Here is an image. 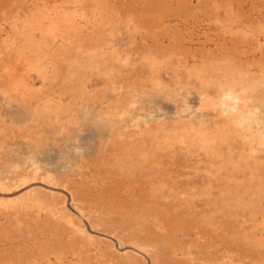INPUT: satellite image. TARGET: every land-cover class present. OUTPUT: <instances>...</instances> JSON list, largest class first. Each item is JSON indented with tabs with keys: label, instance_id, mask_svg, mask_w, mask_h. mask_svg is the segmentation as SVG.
Masks as SVG:
<instances>
[{
	"label": "rangeland",
	"instance_id": "1",
	"mask_svg": "<svg viewBox=\"0 0 264 264\" xmlns=\"http://www.w3.org/2000/svg\"><path fill=\"white\" fill-rule=\"evenodd\" d=\"M148 1L0 0V28L2 27L0 30V38H2L0 39L2 40L0 42V179L3 181L6 179L7 181L9 177L13 178L12 181L11 179L7 181L11 184L16 179L15 176L31 174L30 177H27L26 184L18 187L9 186L7 190L0 189V202L16 200L21 197L26 198V196H36L41 200L43 199L45 204L41 205L43 210L41 209L42 212L40 213H37L35 208L30 210L26 207H21L17 211L9 209L10 211L7 213L0 212V264H223L224 260L221 258L223 254H229L230 259L233 257L231 259L234 260L232 264L256 261L259 258H261L259 260H264V238L261 237L263 236V229L257 224L256 227V222L252 216H248L254 210H258V213H260L262 211L261 205L264 203V150L251 152L236 135L234 137L230 132L225 133L224 137L221 133L225 127L221 124V118H218L211 107L210 110L200 108L201 99H199L203 96V92L205 94L206 90L210 94H215L216 89L218 90L216 93H218L222 89L235 86L241 88L245 94L251 95L250 97L247 95L246 101L251 104L249 105L250 108L256 109L258 115L264 119V70L262 69L264 58H262V61L259 56H255L256 58L254 57L253 61H249L252 53L258 52L264 41V0H230L233 7L232 12L227 7L225 8V4L222 3L223 0ZM167 3H169V6H166ZM179 4H185L186 6L180 9L181 7L178 8ZM213 4H218L219 7L215 8ZM160 7L163 8L160 9ZM157 8L160 10H157ZM55 11L58 12L57 15L61 18L55 20L57 24L53 20L56 15ZM157 11L166 12L169 16L164 18L163 27L153 30L155 35L150 36L140 12L143 14L144 12ZM65 12H81L85 19L79 17L75 22L76 24L73 22L75 26H71L73 23L69 21L68 25L66 24L67 21L63 20ZM84 12L86 13L84 14ZM237 12H240V15ZM44 14L45 18L47 17L46 19H43ZM30 17L32 20H30ZM86 21L87 23L89 21V23L87 24ZM257 25L261 26L258 27ZM48 29L55 30V34L58 33V35L56 34V36L53 33L52 38V30L47 32ZM72 30L74 40L70 36ZM101 32L102 34H100ZM228 33L229 35H227ZM98 35L99 37H97ZM171 36L173 40H170L169 37ZM252 39H258L262 43L261 47L257 49ZM168 47L177 49L169 51ZM60 48L62 52H65L64 54L57 52L61 51ZM191 51L196 53L193 54ZM23 52L24 54H22ZM53 53H57V55ZM193 55L195 58L197 56L198 59H194ZM221 55L222 62L219 61ZM149 56H152L151 58L154 60ZM99 58H102V60ZM28 62L29 65L32 62L30 65L32 68L27 65ZM188 62L192 64H188ZM170 63L171 66H169ZM84 66L86 69H84ZM204 66H207V68ZM158 67H160L158 69L159 73L157 72ZM39 68H41V71ZM252 68L254 69L252 70ZM35 72L38 73V76L41 73L42 77H38ZM62 73H67L64 75L65 78ZM43 75L50 80L48 81ZM81 78L82 80H80ZM25 80L27 85H25ZM115 81L117 84L114 83ZM46 84L49 87H46ZM46 98L51 100L48 102ZM251 99L256 102H251ZM46 100L49 105L51 103L50 106ZM116 106H122L121 109L127 111L124 114H115ZM65 112L67 113L65 114ZM138 120L139 122H137ZM189 122L190 124H188ZM181 123L192 125L191 127L195 130L196 128L203 130L211 139L207 141L209 145L216 143V147L219 149L221 147L216 155L217 158L219 156L220 158L213 157L210 148H205L207 145H203L204 143H200L197 139H194L191 143L192 147L188 146L189 142L185 143V146L182 140L166 139L165 135L169 129L172 127L175 129ZM146 129H152V132L158 133V140H160L158 142L162 145V148L165 146L163 150L161 148L156 151L155 165L153 161H150V163L149 161L142 162L140 156H137V153H142L145 147L142 141L144 135L141 134L143 137H140V133ZM211 129L212 131H208ZM213 133L217 134L214 135ZM169 134L170 136L173 135V131H170ZM227 135L229 136L227 137ZM211 136L212 138L215 136L214 140ZM217 138L219 141H217ZM169 140L171 141L169 142ZM186 148L190 150L188 151ZM134 154L135 156H133ZM255 155H258V158ZM132 157H136L135 160ZM255 162L256 165H260L259 170L256 168ZM110 169H113V172ZM156 169L158 172L155 171ZM226 172L228 173L226 174ZM244 174L253 175L252 177L257 179L258 182L255 187L246 185L242 191L238 190L231 193L230 188L240 184V176ZM95 179L100 181L94 182ZM54 182L57 184H54ZM86 185L88 186L86 187ZM97 185H99V188ZM100 186L115 192L113 200L110 201L113 203H104L95 199V193L97 189H101ZM215 186L217 187L215 188ZM79 187L81 190L78 189ZM217 188L219 189L217 190ZM170 189L172 190L170 191ZM167 191L171 193L169 192V194ZM236 192L237 194H234ZM256 202L260 205L255 208L253 205ZM55 203L61 206L67 216L83 229L84 235L80 239L76 237L77 235L65 233L67 232V226H64L66 225L64 222L60 221L55 224V221L47 219L48 205L55 206ZM218 205H220V208H218ZM26 210L28 211L26 212ZM209 210H213V212H209ZM231 212L233 215H231ZM9 213L11 214L9 215ZM130 213L131 217L128 218ZM133 213L137 214L136 216L139 215L140 219L144 218L145 221L142 222L144 226ZM124 214L125 216H123ZM225 214L226 217H224ZM150 217H152V221H155L151 224L152 227L148 223ZM242 219L246 222H242ZM47 223L48 226H46ZM6 232H8V236ZM66 234L68 235L66 236ZM41 235H43V240H41ZM54 239L56 240L54 241ZM170 239H172V244ZM249 239L250 244H248ZM173 244L174 246H172ZM237 244L238 246H236ZM51 245L52 248H50ZM91 247L92 250H90ZM262 247L263 249H261ZM182 249L192 255L183 254ZM185 257H191V262L185 263L183 260ZM104 258L110 262L105 261Z\"/></svg>",
	"mask_w": 264,
	"mask_h": 264
},
{
	"label": "bare ground",
	"instance_id": "2",
	"mask_svg": "<svg viewBox=\"0 0 264 264\" xmlns=\"http://www.w3.org/2000/svg\"><path fill=\"white\" fill-rule=\"evenodd\" d=\"M74 2H75V0H73ZM143 1V0H142ZM148 1V0H147ZM155 1V0H154ZM164 1H166V0H164ZM149 3H151L150 1H148ZM222 3H224L225 4V8L227 7L231 12L233 11V7H232V4H231V2H230V0H223V2ZM67 4H68V2H67ZM69 4H71V3H69ZM75 4V3H74ZM153 4H154V2H153ZM152 4V5H153ZM169 3H167L166 4V6H169L168 5ZM218 4H220V3H218ZM218 4H213L214 5V7L215 8H217V7H219V5ZM144 5V4H143ZM151 5V6H152ZM156 5V4H155ZM155 5H153V6H155ZM162 5V4H161ZM74 6V5H73ZM157 6V5H156ZM176 6H177V4H176ZM186 5L185 4H179L178 5V8L179 7H181L180 9H182V8H184ZM147 7V6H146ZM150 7V6H149ZM62 8V7H61ZM64 8V7H63ZM161 8H163V7H160V9ZM235 8V7H234ZM43 9H45V8H43ZM54 9V8H53ZM94 9V8H93ZM160 9H158L157 8V10H160ZM167 9H170V8H167ZM46 10H48V9H46ZM73 10V9H72ZM85 10V9H84ZM91 10V9H90ZM153 10V9H152ZM164 10H165V8H164ZM59 11V10H58ZM64 11V10H63ZM74 11H75V9H74ZM93 11V10H92ZM94 11H95V9H94ZM112 12H113V10H111ZM45 12V11H44ZM82 12V11H81ZM81 12H65V14L64 13H61V14H64L65 16H63L64 17V21L66 20L67 21V23L66 24H68L69 25V23H68V21L69 22H76L77 20H78V18L79 17H81V18H84L85 16H83V13H81ZM115 12V11H114ZM34 13V12H33ZM46 13V12H45ZM49 13V12H48ZM50 13H51V11H50ZM54 13H56V11L54 12ZM58 13V12H57ZM57 13H56V15L53 17V20L55 21V20H58L57 18H59V15H57ZM60 13V12H59ZM86 12H84V14H85ZM105 13V12H104ZM141 13V16H142V18H143V21H144V24H145V26H146V29H147V31H148V34L150 35V36H152V35H155V33H154V31L153 30H155L156 28H158V27H163V25H164V18H166L167 16H169V15H167V13L166 12H159V11H157V12H144L143 14H142V12H140ZM209 13H210V11H209ZM218 13V12H217ZM230 13V12H229ZM30 14H31V12H30ZM37 14V13H36ZM41 14V13H40ZM39 14V15H40ZM60 14V15H61ZM117 14V13H116ZM172 14V13H171ZM237 14H239L240 15V12H237ZM35 15V14H34ZM43 15V14H42ZM47 15V14H46ZM103 15H105V14H103ZM103 15H101V16H103ZM134 15V14H133ZM230 15V14H229ZM228 15V16H229ZM255 15H257V14H255ZM48 16V15H47ZM50 16L52 17V15L50 14ZM83 16V17H82ZM86 16H89V15H86ZM95 16V15H94ZM100 16V17H101ZM111 16V15H110ZM136 16H138V15H136ZM174 16V15H173ZM264 16V15H263ZM34 17V16H33ZM93 17V16H92ZM92 17H91V19H92ZM105 17H106V15H105ZM108 17V16H107ZM113 17V16H112ZM124 17V16H123ZM215 17V16H214ZM220 17V16H219ZM230 17V16H229ZM228 17V18H229ZM234 17V16H233ZM239 17V16H238ZM11 18V17H10ZM16 18V17H15ZM23 18H25V17H23ZM29 18V17H28ZM31 18V17H30ZM42 18V17H41ZM45 18V14H44V17H43V19ZM47 18V17H46ZM45 18V19H46ZM50 18V17H49ZM90 18V17H89ZM95 18H97V17H95ZM139 18H140V16H139ZM210 18H211V16H210ZM223 18H224V16H223ZM249 18V17H248ZM264 18V17H263ZM34 19V18H33ZM36 19V18H35ZM34 19V20H35ZM59 19H61V18H59ZM85 19V18H84ZM88 19V18H87ZM114 19V18H113ZM231 19V18H230ZM234 19V18H233ZM235 19H237V18H235ZM258 19V18H257ZM14 20V18L12 19V21ZM30 20H32V18L30 19ZM51 20H52V18H51ZM89 20V19H88ZM109 20V19H108ZM122 20V19H121ZM139 20V19H138ZM237 20H239V19H237ZM6 21V20H5ZM10 21H11V19H10ZM17 21V20H16ZM19 21V20H18ZM25 21V20H24ZM27 22L29 21V20H26ZM65 21V22H66ZM263 21V20H262ZM7 23H9V21H6ZM5 22V23H6ZM23 22V21H22ZM34 22V21H33ZM36 22V21H35ZM56 22V21H55ZM63 22V21H62ZM92 22V21H91ZM90 22V23H91ZM125 22V21H124ZM219 22V21H218ZM229 22H230V20H229ZM14 23V22H13ZM25 23V22H24ZM59 23V22H58ZM61 23V22H60ZM74 23L73 24H71V26L72 25H74ZM79 23V22H78ZM86 23H87V21H86ZM88 23H89V21H88ZM87 23V24H88ZM94 23H96V22H94ZM101 23H102V21H101ZM103 23H105V22H103ZM130 23V22H129ZM253 23V22H252ZM29 24V23H28ZM36 24V23H35ZM50 24V23H49ZM55 24H57V22L55 23ZM76 24V23H75ZM100 24V23H99ZM106 24V23H105ZM125 24V23H124ZM132 24V23H131ZM229 24V23H228ZM258 24V23H257ZM264 24V23H263ZM3 25V24H2ZM27 25V24H26ZM78 25V24H77ZM80 25H82V24H80ZM90 25H92V24H90ZM97 25V24H96ZM127 25V24H126ZM135 25V24H134ZM259 25V24H258ZM257 25V26H258ZM7 26V25H6ZM6 26H3V27H6ZM16 26V25H15ZM24 26V25H23ZM54 26H56V25H54ZM63 26V25H62ZM70 26V27H71ZM75 26V25H74ZM73 26V27H74ZM79 26V25H78ZM101 26V25H100ZM105 26V25H104ZM224 26V25H223ZM261 26V25H260ZM260 26H258V27H260ZM66 27H67V25H66ZM80 27V26H79ZM103 27V26H102ZM2 28V27H1ZM1 28H0V30H1ZM18 28V27H17ZM59 28H60V26H59ZM64 28H65V26H64ZM82 28V27H81ZM83 28H84V26H83ZM97 28V27H96ZM104 28V27H103ZM112 28V27H111ZM222 28V27H221ZM255 28H256V26H255ZM4 30H5V28H3ZM2 29V30H3ZM67 29H68V27H67ZM126 29H127V27H126ZM135 29V28H134ZM160 29V28H159ZM220 29V28H219ZM225 29V28H224ZM249 29H250V27H249ZM4 30H3V32H4ZM7 30V29H6ZM49 30H52V29H48V31L47 32H50ZM98 30H99V28H98ZM222 30H223V28H222ZM16 31V30H15ZM22 31V30H21ZM38 31V30H37ZM225 31V30H224ZM233 31V30H232ZM231 31V32H232ZM235 31H237V30H235ZM254 31V30H253ZM2 32V33H3ZM8 32V31H7ZM17 32V31H16ZM15 32V33H16ZM33 32V31H32ZM52 33H51V37H52V35H53V33H54V35H58V33H56L55 34V30H52L51 31ZM58 32V31H57ZM72 32H73V30L71 31V35L70 36H72ZM76 32V31H75ZM79 32V31H78ZM81 32V31H80ZM245 32V31H244ZM255 32V31H254ZM18 33V32H17ZM34 33V32H33ZM65 33V32H64ZM117 33V32H116ZM154 33V34H153ZM227 33V32H226ZM9 34V33H8ZM67 34V33H66ZM100 34H102V32L100 33ZM12 35V34H11ZM56 35V36H57ZM61 36H62V34H60ZM65 35V34H64ZM77 35H80V34H77ZM77 35H76V37H77ZM87 35H89V34H87ZM92 35V34H91ZM109 35V34H108ZM227 35H229V33L227 34ZM233 35H234V33H233ZM236 35V34H235ZM32 36V35H31ZM43 36V35H42ZM48 36H49V34H48ZM47 36V37H48ZM75 36V35H74ZM179 36H181V35H179ZM222 36V35H221ZM251 36H253V35H251ZM1 37V36H0ZM9 37V36H8ZM18 37V36H17ZM39 37V36H38ZM50 37V36H49ZM65 37H66V35H65ZM73 37V36H72ZM97 37H99V35L97 36ZM108 37V36H107ZM181 37H183V36H181ZM209 37V36H208ZM230 37V36H229ZM16 38V37H15ZM41 38V37H40ZM44 38H45V36H44ZM53 38V37H52ZM67 38H68V36H67ZM103 38V37H102ZM170 38V40H173V37L171 36V37H169ZM212 38V37H211ZM233 38V37H232ZM248 38V37H247ZM252 38V37H251ZM0 39H2V38H0ZM24 39V38H23ZM46 39V38H45ZM55 39V38H54ZM66 39V38H65ZM75 38L73 37V40H74ZM77 39V38H76ZM208 39H210V38H208ZM236 39V38H235ZM242 39H244V38H242ZM241 39V40H242ZM254 39V38H253ZM252 39V40H253ZM38 40V39H37ZM67 40V39H66ZM69 40V39H68ZM99 40V39H98ZM212 40H214V39H212ZM246 40V39H245ZM264 40V39H263ZM2 40H0V42H1ZM24 41V40H23ZM40 41V40H39ZM45 41V40H44ZM64 41V40H63ZM203 41H204V39H203ZM237 41V40H236ZM22 42V41H21ZM89 42V41H88ZM93 42H95V41H93ZM247 42H248V40H247ZM253 42H254V45H255V47L258 49V47H261V42L258 40V39H255V40H253ZM14 43V42H13ZM102 43V42H101ZM21 44H23V43H21ZM52 44V43H51ZM50 44V45H51ZM62 44V43H61ZM103 44H104V42H103ZM177 44V43H176ZM250 44H253V43H250ZM46 45H48V44H46ZM53 45V44H52ZM86 45V44H85ZM93 45V44H92ZM247 45V44H246ZM21 46V45H20ZM49 46V45H48ZM84 46V45H83ZM206 46V45H205ZM212 46V45H211ZM241 46V45H240ZM50 47V46H49ZM49 47H47V48H49ZM58 47H60L59 45H58ZM57 47V48H58ZM101 47V46H100ZM248 47V46H247ZM9 48V47H8ZM61 48H63V47H61ZM60 48V49H61ZM79 48V47H78ZM87 48V47H86ZM92 48V47H91ZM67 49V48H66ZM84 49V48H83ZM90 49V48H89ZM175 50L177 49V48H174ZM173 48H171V47H168V50L169 51H172V50H174ZM246 49V48H245ZM244 49V50H245ZM24 51H25V49H23ZM58 50V49H57ZM65 50V49H64ZM68 50V49H67ZM152 50V49H151ZM10 51V50H9ZM28 51V50H27ZM69 51V50H68ZM83 51V50H82ZM92 51H93V48H92ZM91 51V52H92ZM104 51H106V50H104ZM238 51H240V50H238ZM242 51V50H241ZM57 52H62V49H61V51L59 50V51H57ZM84 52H86V51H84ZM83 52V53H84ZM145 52V51H144ZM191 52H193V51H191ZM195 52V51H194ZM194 52H193V54H194ZM210 52V51H209ZM215 52V51H214ZM223 52V51H222ZM231 52H233L232 50H231ZM29 53V55H30V52H28ZM32 53V52H31ZM63 54L65 53V52H62ZM69 53H70V51H69ZM86 53H88V52H86ZM110 53H112V52H110ZM196 53V52H195ZM227 53V52H226ZM244 53V52H243ZM18 54V53H17ZM16 54V55H17ZM22 54H24V52L22 53ZM54 55L56 54L57 55V53H53ZM75 54V53H74ZM85 54V53H84ZM150 54V53H149ZM172 54V53H171ZM192 54V53H191ZM208 54V53H207ZM221 54V53H220ZM33 55V54H32ZM43 55V54H42ZM59 55V54H58ZM106 55V54H105ZM169 55V54H168ZM173 55V54H172ZM171 55V56H172ZM181 55H183V54H181ZM180 55V56H181ZM241 55V54H240ZM243 55V54H242ZM20 56H21V53H20ZM25 56V55H24ZM31 56V55H30ZM35 56V55H34ZM40 56V55H39ZM38 56V57H39ZM44 56V55H43ZM60 56V55H59ZM58 56V57H59ZM62 56H64V55H62ZM86 56V55H85ZM103 56V55H102ZM110 56V55H109ZM114 56V55H113ZM191 57H192V55H190ZM194 56V55H193ZM207 56V55H206ZM211 56V55H210ZM225 56H227V55H225ZM225 56H224V58H225ZM229 56V55H228ZM236 56V55H235ZM257 57V56H259V58L262 60V58H264V41H263V44H262V47L260 48V49H258V52H255L254 54L252 53V55H251V58L249 59V61H253V59H254V57ZM42 57V56H41ZM74 57V56H73ZM77 57V56H76ZM80 57H81V55H80ZM111 57V56H110ZM145 57H147V56H145ZM150 57V56H149ZM148 57V58H149ZM152 57V56H151ZM150 57V58H151ZM155 57V56H154ZM179 57V56H178ZM204 57V56H203ZM202 57V58H203ZM209 57V56H208ZM214 57V56H213ZM255 57V58H256ZM44 58V57H43ZM62 58V57H61ZM63 58H65V57H63ZM87 58V57H86ZM109 58V57H108ZM168 58V57H167ZM211 58V57H210ZM218 58V57H217ZM223 58V59H224ZM236 58V57H235ZM26 59V58H25ZM39 59H41V58H39ZM72 59H74V58H72ZM78 59H80V58H78ZM100 59V58H99ZM111 59V58H110ZM143 59H144V57H143ZM147 59V58H146ZM152 59V58H151ZM193 59V58H192ZM194 59H198L197 58V56H196V58H195V56H194ZM214 59V58H213ZM212 59V60H213ZM28 60V59H27ZM26 60V61H27ZM29 60H31V59H29ZM35 60V59H34ZM81 60V59H80ZM100 60H102V58L100 59ZM117 60V59H116ZM152 60H154V59H152ZM158 60V59H157ZM172 60H173V58H172ZM189 60H190V58H189ZM215 60H217V59H215ZM237 60V59H236ZM70 61H72L71 59H70ZM86 61V60H85ZM92 61V60H91ZM173 61H175V60H173ZM177 61V60H176ZM219 61H221L222 62V55H221V60H220V58H219ZM224 61V60H223ZM227 61H229V62H231L229 59H227ZM240 61V60H239ZM242 61H244L243 59H242ZM241 61V62H242ZM255 61V60H254ZM260 61V60H259ZM263 61V60H262ZM82 62V61H81ZM90 62V61H89ZM110 62H111V60H110ZM153 62V61H152ZM163 62V61H162ZM205 62V61H204ZM248 62V61H247ZM261 62V61H260ZM32 63V62H31ZM31 63H30V65H31ZM66 63V62H65ZM91 63V62H90ZM99 63V62H98ZM102 63V62H101ZM100 63V64H101ZM107 64H108V61L106 62ZM113 63V62H112ZM118 63V62H117ZM121 63V62H120ZM146 63V62H145ZM155 63V62H154ZM160 63V62H159ZM169 63V62H168ZM178 63H180V62H178ZM185 63V62H184ZM183 63V64H184ZM190 62H188V64H189ZM203 63V62H202ZM224 63V62H223ZM232 64H233V62H231ZM50 64H52L51 62H50ZM110 64V63H109ZM147 64V63H146ZM190 64H192V63H190ZM231 64V66L233 67V65ZM244 64V63H243ZM27 65H29V62L27 63ZM29 65V66H30ZM34 65V64H33ZM46 65H48V64H46ZM103 65V64H102ZM113 65V64H112ZM121 65V64H120ZM195 65V64H194ZM199 65V64H198ZM229 65H230V63H229ZM29 66H27V67H29ZM62 66V65H61ZM64 66V65H63ZM62 66V67H63ZM76 66V65H75ZM97 66V65H96ZM127 66V65H126ZM169 66H171V63L169 64ZM189 66V65H188ZM214 66V65H213ZM222 66H223V64H222ZM236 66V65H235ZM240 66V65H239ZM36 67V66H35ZM56 67V66H55ZM73 67V66H72ZM89 67V66H88ZM118 67V66H117ZM151 67V66H150ZM196 67H197V65H196ZM202 67V66H201ZM200 67V68H201ZM204 67H206L207 68V66H204ZM209 67V66H208ZM261 68H262V66H260ZM30 68H32L31 66H30ZM42 68V67H41ZM41 68H39L40 69V71H41ZM121 68H123V67H121ZM160 67H158L157 68V72H158V69H159ZM242 68V67H241ZM240 68V69H241ZM37 69V68H36ZM38 69V70H39ZM54 69H56V68H54ZM63 69V68H62ZM66 69V68H65ZM68 69V68H67ZM83 69V68H82ZM84 69H86L85 68V66H84ZM117 69V68H116ZM119 69V68H118ZM147 69V68H146ZM185 69V68H184ZM195 69V68H194ZM199 69V68H198ZM204 69V68H203ZM210 69V68H209ZM231 69V68H230ZM234 69V68H233ZM244 69V68H243ZM242 69V70H243ZM250 69V68H249ZM254 68H252V70H253ZM260 69V68H259ZM263 70H264V67L262 68ZM29 70V69H28ZM32 70H34V69H32ZM52 70V69H51ZM57 70V69H56ZM74 70V69H73ZM120 70V69H119ZM200 70V69H199ZM212 70V69H211ZM238 70H239V68H238ZM242 70H240L241 72H242ZM256 70V69H255ZM254 70V71H255ZM27 71V70H26ZM54 71V70H53ZM64 71V70H63ZM86 72H87V70H85ZM90 71H91V69H90ZM160 71H161V69H160ZM185 71H186V69H185ZM198 71V70H197ZM215 71V70H214ZM213 71V72H214ZM245 71V70H244ZM244 71H243V73H244ZM249 71V70H248ZM251 71V70H250ZM253 71V72H254ZM34 72V71H33ZM36 72H37V70H36ZM35 72V73H36ZM66 72V71H65ZM69 72V71H68ZM86 72H84V73H86ZM113 72V71H112ZM150 72V71H149ZM152 72V71H151ZM206 72V71H205ZM207 72H209V71H207ZM212 72V71H211ZM222 72V71H221ZM231 72H232V70H231ZM238 71H237V69H236V73H237ZM256 72V71H255ZM27 73V72H26ZM30 73H32V72H30ZM34 73V74H35ZM44 73V72H43ZM64 73V72H63ZM62 73V74H63ZM109 73V72H108ZM155 73V72H154ZM159 73V72H158ZM157 73V74H158ZM183 73V72H182ZM217 73V72H216ZM235 73V74H236ZM240 73V72H239ZM37 74V76H38V73H36ZM35 74V75H36ZM40 74V76H38V77H42L41 76V73H39ZM55 74V73H54ZM53 74V75H54ZM60 74V73H59ZM67 73H65V74H63L62 76L64 77V75H66ZM82 74V73H81ZM151 74H153V73H151ZM201 74H203V73H201ZM213 74V73H212ZM225 74V73H224ZM224 74H222V75H224ZM234 74V73H233ZM253 74V73H252ZM264 74V73H263ZM30 75V74H29ZM50 75V74H49ZM51 75H52V73H51ZM79 76H80V74H78ZM85 75V74H84ZM110 75V74H109ZM115 75V74H114ZM159 75V74H158ZM161 75V74H160ZM184 75V74H183ZM217 75H218V73H217ZM220 75H221V73H220ZM44 76V75H43ZM82 76V75H81ZM156 76V75H155ZM182 76V75H181ZM193 77H194V75H192ZM205 76V75H204ZM214 76V75H213ZM216 76V75H215ZM245 76V75H244ZM243 76V77H244ZM248 76V75H247ZM258 76V75H257ZM260 76V75H259ZM258 76V77H259ZM45 78H46V76H44ZM62 77V78H63ZM83 77V76H82ZM149 77V76H148ZM206 77V76H205ZM218 77H219V75H218ZM44 78V79H45ZM65 78V77H64ZM63 78V79H64ZM159 78V77H158ZM212 78V77H211ZM214 78V77H213ZM220 78V77H219ZM229 78V77H228ZM227 78V79H228ZM262 78V77H261ZM261 78H258V79H261ZM43 79V78H42ZM41 79V80H42ZM48 81L50 80V79H48V78H46ZM46 79H45V81H46ZM157 79V78H156ZM156 79H154V80H156ZM236 79V78H235ZM257 79V78H256ZM58 80V79H57ZM72 80V79H71ZM80 80H82V78L80 79ZM151 80V79H150ZM160 80V79H159ZM205 80V79H204ZM230 80V79H229ZM250 80V79H249ZM253 80H255V79H253ZM252 80V81H253ZM85 81V80H84ZM152 81V80H151ZM206 81V80H205ZM205 81H204V83H205ZM236 81H237V79H236ZM240 81V80H239ZM251 81V80H250ZM61 82V81H60ZM62 82H63V80H62ZM202 82H203V80H202ZM207 82H208V79H207ZM210 82H212L211 80H210ZM232 82V81H231ZM98 83V82H97ZM114 83H116V81L114 82ZM119 83V82H118ZM153 83V82H152ZM155 83V82H154ZM209 83V82H208ZM242 83H244V82H242ZM19 84V83H18ZM80 84V83H79ZM117 84V83H116ZM149 84H150V82H149ZM159 84H160V82H159ZM258 84H260V83H258ZM15 85V84H14ZM25 85H27L26 84V80H25ZM47 86L46 87H49L48 86V84H46ZM50 85V84H49ZM127 85V84H126ZM207 85V84H206ZM250 85V84H249ZM254 85V84H253ZM79 86H81V85H79ZM84 86V85H83ZM209 86V85H208ZM207 86V87H208ZM225 86V85H224ZM228 86V85H227ZM256 86H257V84H256ZM14 87V86H13ZM19 87V86H18ZM34 87V86H33ZM45 87V86H44ZM54 87V86H53ZM201 87H203V86H201ZM206 87V88H207ZM218 87V86H217ZM217 87H213V88H217ZM243 87H244V84H243ZM246 87V86H245ZM258 87V86H257ZM12 88V87H11ZM15 88H16V86H15ZM27 88V87H26ZM52 88V87H51ZM64 88H66V87H64ZM211 88H212V86H211ZM218 88H221V87H218ZM253 88V87H252ZM20 89H21V86H20ZM23 89V88H22ZM27 89H29V88H27ZM36 89V88H35ZM45 89V88H44ZM209 89V88H208ZM254 89V88H253ZM33 91H34V89H32ZM31 90V91H32ZM38 90V89H37ZM66 90H67V88H66ZM69 90V89H68ZM72 90V89H71ZM221 90V89H220ZM260 90V89H259ZM258 90V91H259ZM12 91V90H11ZM23 91H24V89H23ZM208 90H206V92H207ZM218 90L216 89V92H217ZM248 91V90H247ZM253 91V90H252ZM252 91H251V93H252ZM256 91V90H255ZM257 91V92H258ZM263 91V90H262ZM14 92H16V91H14ZM64 92V91H63ZM68 92V91H67ZM71 92V91H70ZM76 92V91H75ZM205 92V94H204V92L202 93L203 94V96L201 97V98H199V99H201V107L200 108H210L211 107V109L213 110V111H215L216 112V114L218 115V118H221L220 120L222 121V123L221 124H223V127H225V129H223V131H222V135L224 136L225 135V133H231V134H233V136L234 135H236V137L237 138H239L240 140H241V143L245 146V147H247L251 152H257V151H262V150H264V119H263V117L262 116H259L258 115V113H257V110L256 109H251L250 108V106L249 105H251V104H248L249 102H247L246 101V97H247V95L248 94H245V92H243L242 91V89L241 88H236L235 86L234 87H230V88H225V89H222L221 91H219L218 93H216L215 91H214V93L215 94H210L209 92H207L206 93ZM248 92H250V91H248ZM257 92H255V93H257ZM72 93H73V91H72ZM261 93H263V92H261ZM20 94V93H19ZM18 94V95H19ZM33 94H35V93H33ZM43 94H46V93H43ZM70 94V93H69ZM77 94V93H76ZM254 94V93H253ZM252 94V95H253ZM29 95V94H28ZM62 95V94H61ZM78 95V94H77ZM176 95V94H175ZM21 96V95H20ZM69 96V95H68ZM145 96V95H144ZM249 97L251 96V95H248ZM255 96V95H254ZM29 97H32V96H29ZM41 97V96H40ZM58 97L60 98V96L58 95ZM70 97V96H69ZM175 97V96H174ZM48 98H50V97H48ZM48 98H46V99H48ZM34 99H37V98H34ZM40 99V98H39ZM51 100V99H50ZM49 99H48V102L50 101ZM62 100V99H61ZM254 100V99H253ZM251 102H253L252 101V99L250 100ZM43 102H44V100H43ZM46 102H47V100H46ZM47 102V103H48ZM61 102V101H60ZM254 102H256V101H254ZM253 102V103H254ZM260 103V102H259ZM44 104V103H43ZM56 105H57V103H55ZM71 104V103H70ZM48 105H49V103H48ZM50 105H51V103H50ZM49 105V106H50ZM55 105V106H56ZM62 105H63V103H62ZM260 105V104H259ZM262 105V104H261ZM44 106V105H43ZM47 106V105H46ZM45 106V107H46ZM72 106V105H71ZM125 106H126V104H125ZM200 106V105H199ZM263 106V105H262ZM59 107V106H58ZM117 108H115L116 109V111L114 112L115 114H124L127 110H125V109H121V107L120 106H116ZM127 107V106H126ZM140 107V106H139ZM123 108V107H122ZM60 109H61V107H60ZM70 109V108H69ZM180 109V108H179ZM264 109V108H263ZM54 110V109H53ZM64 110V109H63ZM201 110V109H200ZM203 110V109H202ZM201 110V111H202ZM210 110V109H209ZM259 110V109H258ZM42 111V110H41ZM57 111V110H56ZM51 112V111H50ZM111 112H112V110H111ZM260 112V111H259ZM262 112V111H261ZM41 113V112H40ZM53 113V112H52ZM51 113V114H52ZM59 113V112H58ZM64 113V112H63ZM67 112H65V114H66ZM139 113V112H138ZM62 115V114H61ZM49 116L51 117V115L49 114ZM56 116H58V115H56ZM63 116V115H62ZM119 116V115H118ZM120 117V116H119ZM52 119H53V117H52ZM126 119V118H125ZM124 119V120H125ZM58 120V119H57ZM121 120V119H120ZM217 120H219V119H217ZM72 121V120H71ZM186 121V120H185ZM195 121V120H194ZM137 122H139V120L137 121ZM183 122V121H182ZM193 122V121H192ZM220 122V121H219ZM198 123V122H197ZM128 124H130V123H128ZM188 124H190V122L188 123ZM188 124H185V123H181V124H179V126H176V128L175 129H173V127L171 128V129H173V130H171V129H169V131L166 133V135H165V137H167L166 139H170V138H174L175 140H177L178 141V139H179V141L180 140H182V143H184V145L186 146V144L189 142V144H188V146H190V147H192L191 146V143L194 141V139H197L200 143H204L203 145H207V147H205V148H210V150H211V155L213 156V157H216L217 158V154L219 153V151L221 150V147H220V149L218 148V147H216L215 146V144L216 143H214V144H212V145H209L208 143H207V141H208V139H209V137L207 136V134L206 133H204L203 132V130L201 131V130H199V129H197L196 128V130L194 129V128H192L190 125H188ZM199 124V123H198ZM178 125V124H177ZM195 125V124H194ZM173 126V125H172ZM217 126V125H216ZM218 126H219V124H218ZM217 126V128H219ZM220 127H222V126H220ZM121 128V127H120ZM198 128H199V126H198ZM139 129V128H138ZM145 129V128H144ZM144 129H142V130H144ZM152 129H146L144 132H141L140 133V137L142 136L141 134H143L144 135V137H143V139H142V141H143V145L145 146L144 147V149H143V151H142V153H137V156L139 155L140 156V158H141V161L143 162V161H149V163H150V161L152 162L153 161V164H154V158H156V151L157 150H159V149H161L162 148V145L158 142V141H160V140H158V133H155L154 131V133L151 131ZM204 130H206V129H204ZM216 130V129H215ZM222 130V129H221ZM110 131V130H109ZM167 131V130H166ZM170 131H173V135H171L170 136ZM208 131H212V129L211 130H208ZM139 132V131H138ZM221 132V131H220ZM162 133V132H161ZM208 133V132H207ZM137 134V133H136ZM214 134V133H213ZM215 134H217V133H215ZM214 134V135H215ZM219 135V134H218ZM218 135H216V136H218ZM136 136V135H135ZM229 135H227V137H228ZM119 137V136H118ZM165 137H163V138H165ZM214 137L215 136H213V138H212V136H211V138L214 140ZM222 137V136H221ZM225 137V136H224ZM235 137V136H234ZM233 137V138H234ZM218 138H219V136H218ZM217 138V139H218ZM232 138V139H233ZM117 139V138H116ZM160 139H162V138H160ZM174 139H171V140H174ZM231 139V140H232ZM136 140V139H135ZM171 140H169V142L171 141ZM211 139H209V141H210ZM212 140V141H213ZM225 140V139H224ZM217 141H219V139L217 140ZM223 141V140H222ZM227 141V140H226ZM162 142H163V140H162ZM166 142H168V141H166ZM168 142V143H169ZM174 142H176V141H174ZM164 143V142H163ZM167 143V144H168ZM180 143V142H179ZM186 143V144H185ZM211 143H213V142H211ZM210 143V144H211ZM218 143V142H217ZM238 143V142H237ZM125 144V143H124ZM178 144V143H177ZM197 144H198V142H197ZM227 144V143H226ZM231 145H232V143H230ZM127 145V144H126ZM165 145V144H164ZM171 145V144H170ZM174 145V144H173ZM183 145V144H182ZM196 145V144H195ZM194 145V146H195ZM198 145H200V144H198ZM133 146V145H132ZM175 146V145H174ZM197 146V145H196ZM223 146V145H222ZM228 146V145H227ZM129 147V146H128ZM134 147V146H133ZM138 147V146H137ZM165 147V146H164ZM163 147V148H164ZM170 147V146H169ZM168 147V148H169ZM173 147V146H172ZM203 147V148H204ZM114 148V147H113ZM132 148V147H131ZM163 148H162V150H163ZM179 148V147H178ZM233 148V147H232ZM231 148V149H232ZM235 148V147H234ZM243 148V147H242ZM140 149V148H139ZM167 149V148H166ZM170 149V148H169ZM187 149V148H186ZM132 150V149H131ZM136 151H137V149H135ZM161 150V151H162ZM173 150V149H172ZM182 150V149H181ZM188 150V149H187ZM190 150V149H189ZM188 150V151H189ZM199 150V149H198ZM203 150V149H202ZM235 150V149H234ZM243 150V149H242ZM117 151H118V149H117ZM123 152H124V150H122ZM121 151V152H122ZM141 151V150H140ZM166 151V150H165ZM207 151V150H206ZM208 151H209V149H208ZM207 151V152H208ZM241 151V150H240ZM246 151V150H245ZM244 151V152H245ZM127 152H129V151H127ZM126 152V153H127ZM187 152V151H186ZM191 152V151H190ZM222 152V151H221ZM231 152V151H230ZM236 152V151H235ZM235 152H233V153H235ZM243 152V151H242ZM241 152V153H242ZM116 153V152H115ZM114 153V154H115ZM119 153H120V151H119ZM133 153V152H132ZM188 153V152H187ZM205 153V152H204ZM248 153H250V152H248ZM259 153V152H258ZM122 154V153H121ZM123 154H125V153H123ZM203 154V153H202ZM223 154V153H222ZM237 154V153H236ZM243 154V153H242ZM255 154V153H254ZM259 154H261V153H259ZM258 154V155H259ZM264 154V153H263ZM208 155H209V153H208ZM210 155V156H211ZM215 155V156H214ZM257 155V156H258ZM117 156H118V154H117ZM124 156V155H123ZM122 156V157H123ZM133 156H135V154L133 155ZM206 156V155H205ZM204 156V157H205ZM237 156V155H236ZM248 156V155H247ZM256 156V155H255ZM256 156V157H257ZM114 157V156H113ZM116 157V156H115ZM119 158H120V156H118ZM212 157V158H213ZM226 157V156H225ZM252 157V156H251ZM250 157V158H251ZM124 158V157H123ZM132 158H134V157H132ZM136 158V157H135ZM135 158H134V160H135ZM212 158H210V159H212ZM219 158H220V156H219ZM219 158H217V159H219ZM258 158V157H257ZM261 158V157H260ZM113 159V158H112ZM117 159V158H116ZM122 159V158H121ZM120 159V160H121ZM206 159V158H205ZM209 159V158H208ZM216 159V160H217ZM238 159V158H237ZM244 159V158H243ZM255 159V158H254ZM127 160V159H126ZM138 160V159H137ZM136 160V161H137ZM215 160V159H214ZM215 160V161H216ZM229 160V159H228ZM236 160V159H235ZM249 160V159H248ZM256 160V159H255ZM258 160V159H257ZM256 160V161H257ZM107 161V160H106ZM110 161V160H109ZM115 161V160H114ZM139 161V160H138ZM137 161V162H138ZM140 161V162H141ZM209 161V160H208ZM212 161V160H211ZM214 161V162H215ZM227 161V160H226ZM244 161V160H243ZM254 161V160H253ZM259 161V160H258ZM125 162V161H124ZM131 162V161H130ZM218 162H220V161H218ZM228 162V161H227ZM233 162V161H232ZM249 162V161H248ZM12 163V162H11ZM107 163H108V161H107ZM111 163V162H110ZM115 163V162H114ZM122 163V162H121ZM135 163V162H134ZM148 163V162H147ZM209 163V162H208ZM222 163V162H221ZM246 163V162H245ZM250 163V162H249ZM259 163V162H258ZM9 164V163H8ZM33 164V163H32ZM109 164V163H108ZM117 164V163H116ZM152 164V163H151ZM216 164V163H215ZM220 164V163H219ZM225 164V163H224ZM104 165V164H103ZM102 165V166H103ZM110 165V164H109ZM124 165V164H123ZM128 165V164H127ZM134 165H136V164H134ZM141 165V164H140ZM155 165V164H154ZM153 165V166H154ZM156 165H157V163H156ZM208 165V164H207ZM213 165V164H212ZM255 165H256V162H255ZM125 166V165H124ZM133 166V165H132ZM218 166V165H217ZM244 166V165H243ZM249 166V165H248ZM250 166H253V165H250ZM257 167V169H258V167L260 166H258V165H256ZM107 167V166H106ZM115 167V166H114ZM128 167H130V166H128ZM136 167H138V166H136ZM156 167H158V166H156ZM209 167V166H208ZM210 167H212L211 165H210ZM215 167V166H214ZM227 167V166H226ZM240 167V166H239ZM111 168V167H110ZM124 168V167H123ZM123 168H121L122 170H123ZM130 168H132V167H130ZM129 168V169H130ZM143 168V167H142ZM145 168V167H144ZM150 168V167H149ZM155 168V167H154ZM159 168V167H158ZM204 168H205V166H204ZM260 168V167H259ZM77 169V168H76ZM79 169V168H78ZM106 169V168H105ZM140 169V168H139ZM165 169V168H164ZM208 169V168H207ZM211 169V168H210ZM240 169V168H239ZM34 170V169H33ZM37 170V169H36ZM111 170V169H110ZM115 170V169H114ZM119 170V169H118ZM122 170H121V172H122ZM126 170H127V167H126ZM131 170V169H130ZM196 170V169H195ZM220 170V169H219ZM230 170V169H229ZM259 170V169H258ZM32 171V170H31ZM100 171V170H99ZM99 171H98V173H99ZM104 171V170H103ZM102 171V172H103ZM108 171H109V168H108ZM112 172H113V169L111 170ZM124 171V170H123ZM155 171H157V169L155 170ZM207 171V170H206ZM211 171H213V170H211ZM225 171V170H224ZM253 171V170H252ZM21 172V171H20ZM23 172V171H22ZM29 172V171H28ZM116 172V171H115ZM114 172V173H115ZM120 172V171H119ZM127 172H128V170H127ZM130 172V171H129ZM146 172V171H145ZM158 172V171H157ZM156 172V173H157ZM160 172V171H159ZM210 172V171H209ZM217 171L215 170V173H216ZM32 173H33V171H32ZM37 173H38V171H37ZM109 173V172H108ZM126 173V172H125ZM124 173V174H125ZM144 173V172H143ZM156 173H155V175H156ZM165 173V172H164ZM211 173V172H210ZM221 173H222V171H221ZM228 172H226V174H227ZM242 173H243V171H242ZM256 173V172H255ZM21 174V173H20ZM40 174V173H39ZM38 174V175H39ZM100 174V173H99ZM159 174V173H158ZM220 174V173H219ZM263 174V173H262ZM7 175V174H6ZM27 175H28V173H27ZM27 175H19V177H16L15 176V180L10 184V182H7L9 179H11L10 177H9V179L6 181V179L3 181V180H1L0 179V189H2V190H7V188L9 187V186H20V185H22V184H26L25 183V181L27 180V177H30L29 175H31V174H29L28 176ZM75 175V174H74ZM101 175H102V173H101ZM111 175V174H110ZM213 175V174H212ZM211 175V176H212ZM217 175V174H216ZM222 175V174H221ZM255 175V174H254ZM12 176H14V175H12ZM93 176V175H92ZM106 176V175H105ZM122 176V175H121ZM207 176V175H206ZM253 176V175H252ZM252 176H248V174L247 175H242V176H240L241 178V183H240V181H239V183L240 184H238V183H236V184H238V185H235V186H233V187H231L230 188V192L232 193V192H235V191H238V190H240V191H242L243 190V187L244 186H252V187H255V185H256V183L258 182V181H256L257 179H255V178H253ZM32 177H33V174H32ZM31 177V178H32ZM100 177V176H99ZM221 177V176H220ZM230 177V176H229ZM235 177V176H234ZM257 177V176H256ZM42 178V177H41ZM84 178V177H83ZM89 178V177H88ZM212 178V177H211ZM211 178H209V179H211ZM214 179H215V177H213ZM218 178V177H217ZM226 178V177H225ZM236 178V177H235ZM260 178V177H259ZM262 178V177H261ZM55 179V178H54ZM90 179V178H89ZM106 179V178H105ZM208 179V178H207ZM13 180V178L11 179V181ZM36 180V179H35ZM44 180V179H43ZM51 180V179H50ZM92 180H94V179H92ZM6 181V182H5ZM47 181V180H46ZM86 181V180H85ZM97 181H100L99 179H95V181L94 182H97ZM192 181V180H191ZM209 181V180H208ZM215 181V180H214ZM233 181H235V180H233ZM232 181V182H233ZM256 181V182H255ZM28 182V181H27ZM52 182V181H51ZM88 182V181H87ZM218 182V181H217ZM222 183H223V181H221ZM232 182H231V184H232ZM236 182V181H235ZM108 183V182H107ZM111 183V182H110ZM109 183V184H110ZM153 183V182H152ZM177 183V182H176ZM211 183V182H210ZM215 183V182H214ZM229 183V182H228ZM49 184V183H48ZM54 184H57V183H55L54 182ZM80 184V183H79ZM90 184V183H89ZM95 184V183H94ZM102 184V183H101ZM213 184V183H212ZM216 184V183H215ZM85 185V184H84ZM104 185H106V183H104ZM204 185V184H203ZM202 185V186H203ZM218 185H219V183H218ZM81 186H82V184H81ZM88 185H86V187H87ZM93 186V185H92ZM98 186V188H99V185H97ZM97 186H96V188H97ZM107 186V185H106ZM207 186V185H206ZM223 186H225V185H223ZM101 187V186H100ZM212 187V186H211ZM217 186H215V188H216ZM222 187V186H221ZM83 188V187H82ZM92 188V187H91ZM93 188H95V187H93ZM105 188V187H104ZM104 188H102L101 187V189H97V191H96V197H95V199L97 200V201H100V202H110L111 200H113V197L115 196V192L113 191V190H106V189H104ZM171 188V187H170ZM213 188V187H212ZM214 188V189H215ZM226 188V187H225ZM78 189H80V187L78 188ZM219 188H217V190H218ZM228 189V188H227ZM262 189V188H261ZM81 190V189H80ZM168 190V189H167ZM172 189H170V191H171ZM209 190V189H208ZM170 191H167L168 193L170 192ZM191 191H195V190H191ZM197 191V190H196ZM223 191V190H222ZM226 191V190H225ZM228 191V192H229ZM71 192V191H70ZM92 192V191H91ZM201 192V191H200ZM215 192V191H214ZM221 192V191H220ZM224 192V191H223ZM255 192V191H254ZM45 193V192H44ZM171 193V192H170ZM169 193V194H170ZM191 193H193V192H191ZM197 193H198V191H197ZM207 193V192H206ZM212 193V192H211ZM253 193V192H252ZM194 194V193H193ZM193 194H192V196H193ZM201 194V193H200ZM224 194V193H223ZM230 194V193H229ZM234 194H237V192L236 193H234ZM81 195V194H80ZM195 195V194H194ZM204 195H205V193H204ZM221 195V194H220ZM53 196V195H52ZM52 196H50V197H52ZM168 196V195H167ZM172 196V195H171ZM191 196V197H192ZM198 196V195H197ZM201 196V195H200ZM199 196V197H200ZM213 196V195H212ZM219 196V195H218ZM169 197V196H168ZM216 197V196H215ZM215 197H214V199H215ZM234 197V196H233ZM236 197V196H235ZM58 198V197H57ZM197 198V197H196ZM221 198H222V196H221ZM229 198V197H228ZM255 198V197H254ZM52 200H53V198H51ZM56 199V198H55ZM212 199V198H211ZM230 199V198H229ZM45 200V199H44ZM51 200V202H53ZM71 200V199H70ZM167 200V199H166ZM165 200V201H166ZM200 200V199H199ZM238 200V199H237ZM164 201V203H166ZM195 201V200H194ZM197 201V200H196ZM203 201V200H202ZM207 201V200H206ZM217 201V200H216ZM225 202H226V200H224ZM187 202V201H186ZM203 202H205V201H203ZM208 202V201H207ZM217 202H219V201H217ZM47 203V202H46ZM110 203H113V202H110ZM190 203V202H189ZM201 203V202H200ZM211 203V202H210ZM42 204H44V201H43V199L41 200V199H39L38 197H36V196H26V198H23V197H21V198H19V199H16V200H5V201H1L0 202V212L1 213H7V212H9L10 210L9 209H13V210H20L21 209V207H26L27 209H30L31 210V208L33 209V208H35L36 209V211H37V213H40V212H42L41 211V209H42V207H41V205ZM52 205H53V203H51ZM180 204V203H179ZM219 204V203H218ZM250 204V203H249ZM45 205V204H44ZM49 206L48 205V208H47V211L46 210H44V211H46V215H48V218L47 219H50L51 221H55V224H57V223H59L60 221H62V222H64V224H66V225H64V226H67V232H65V233H68V234H74V235H77L76 237H78L79 239L81 238V236L82 235H84L83 233V229L80 227V226H78L77 224H75L68 216H67V214H66V212L63 210V208L61 207V206H58V205H56V203H55V206ZM64 205V204H63ZM81 205V204H80ZM101 205H102V203H101ZM181 205V204H180ZM206 205V204H205ZM210 205V204H209ZM223 205V204H222ZM225 205V204H224ZM259 203L258 202H256L253 206L256 208V207H259ZM188 206H189V204H188ZM219 207L218 208H220V205H218ZM229 206H231V205H229ZM252 206V205H251ZM47 207V206H46ZM74 207H75V205H74ZM186 207V206H185ZM209 207V206H208ZM188 208V207H187ZM202 208H204V207H202ZM212 208V207H211ZM228 208V207H227ZM226 208V209H227ZM261 208H262V211L260 212V213H258L259 211L258 210H254V211H251L250 213H249V215L248 216H252V218H253V220L256 222L255 223V225L257 224V225H259V226H261L262 227V231H263V233H262V235L263 236H261L262 238H264V203L261 205ZM186 209V208H185ZM189 209V208H188ZM214 209H215V207H214ZM232 209V208H231ZM234 209V208H233ZM232 209V210H233ZM23 210V209H22ZM43 210V209H42ZM141 210V209H140ZM205 210V209H204ZM236 210V209H235ZM28 210H26V212H27ZM145 211V210H144ZM225 211V210H224ZM231 211V210H230ZM240 211V210H239ZM250 211V210H249ZM20 212V211H19ZM35 212V211H34ZM132 212V211H131ZM137 212V211H136ZM142 212H143V210H142ZM148 212H150V211H148ZM207 212V211H206ZM209 212H213V210L212 211H210L209 210ZM208 212V213H209ZM236 212V211H235ZM241 212V211H240ZM204 213V212H203ZM230 213V212H229ZM228 213V214H229ZM234 213V212H233ZM11 213H9V215H10ZM128 214V213H127ZM134 214V213H133ZM143 214V213H142ZM177 214V213H176ZM185 214V213H184ZM201 214V213H200ZM41 215H43V214H41ZM135 215V214H134ZM137 215V214H136ZM135 215V216H136ZM146 215V214H145ZM199 215V214H198ZM224 215V214H223ZM231 215H233L232 214V212H231ZM236 215V214H235ZM237 215H238V213H237ZM242 215V214H241ZM2 216V215H1ZM6 216V215H5ZM45 216V215H44ZM123 216H125V214L123 215ZM154 216V215H153ZM184 216H186V215H184ZM244 216V215H243ZM7 217V216H6ZM129 217H131V213H130V215L128 216V218ZM137 218H138V220L139 221H141V223L142 222H144L145 220H144V218L142 217L141 219H140V216L138 215V216H136ZM147 217V216H146ZM182 217H183V215H182ZM187 217V216H186ZM224 217H226V214H225V216ZM37 218V217H36ZM185 218V217H184ZM195 218V217H194ZM236 218V217H235ZM240 218V217H239ZM248 218V217H247ZM45 219H46V217H45ZM127 219V218H126ZM232 219V218H231ZM234 219V218H233ZM237 219V218H236ZM124 220V219H123ZM130 220V219H129ZM154 220V219H153ZM156 220V219H155ZM180 220V219H179ZM187 220H189V218H187ZM225 220V219H224ZM243 220V219H242ZM247 220V219H246ZM29 221H31V220H29ZM132 221V220H131ZM241 221V220H240ZM245 220H243L242 222H244ZM250 221V220H249ZM252 221V220H251ZM250 221V222H251ZM36 222V221H35ZM122 222V221H121ZM155 221H152V217H150L149 218V220H148V223H149V225H151L152 223H154ZM202 222V221H201ZM205 222V221H204ZM234 222V221H233ZM238 222V221H237ZM242 222H238V223H242ZM246 222V221H245ZM250 222H248V224H250ZM17 223V222H16ZM38 223V222H37ZM46 223V222H45ZM51 223V222H50ZM136 223V222H135ZM182 223V222H181ZM225 223H227V222H225ZM231 223H232V221H231ZM236 223V222H235ZM234 223V224H235ZM34 224V223H33ZM103 224V223H102ZM128 224V223H127ZM144 223H142V225H143ZM212 224V223H211ZM228 224H229V220H228ZM233 224V223H232ZM247 224V223H246ZM247 224V225H248ZM18 225V224H17ZM37 225V224H36ZM53 225H54V223H53ZM61 225V224H60ZM141 225V224H140ZM213 225V224H212ZM242 225V224H241ZM252 225H254V224H252ZM257 225H256V227H257ZM16 226V225H15ZM29 226V225H28ZM46 226H48V223L46 224ZM144 226V225H143ZM142 226V227H143ZM147 226V225H146ZM237 227H238V225H236ZM243 226H245V225H243ZM8 227V226H7ZM57 227V226H56ZM85 227V226H84ZM136 227V226H135ZM138 227V226H137ZM148 227H150V226H148ZM151 227H152V225H151ZM157 227V226H156ZM234 227V226H233ZM242 227V226H241ZM261 227H260V230H261ZM30 228V227H29ZM52 228H55V227H52ZM127 228V227H126ZM131 228H133V227H131ZM236 228V227H235ZM243 228V227H242ZM252 228V227H251ZM144 229V228H143ZM163 229V228H162ZM250 229V228H249ZM55 230V229H54ZM134 230V229H133ZM148 230H149V228H148ZM157 230H159L158 229V227H157ZM237 230V229H236ZM235 230V231H236ZM251 230V229H250ZM259 230V231H260ZM27 231V230H26ZM25 231V232H26ZM29 231V230H28ZM51 231V230H50ZM144 231V230H143ZM234 231V230H233ZM244 231H246L245 229H244ZM256 231H258V230H256ZM258 231V232H259ZM47 232V231H46ZM132 232V231H131ZM149 232V231H148ZM147 232V233H148ZM162 232H163V230H162ZM242 232V231H241ZM251 232V231H250ZM257 232V233H258ZM7 233V236H8V232H6ZM48 233V232H47ZM57 233V232H56ZM85 233H86V231H85ZM135 233V232H134ZM134 233H132V234H134ZM223 233V232H222ZM228 233V232H227ZM235 233V232H234ZM237 233V232H236ZM240 233V232H239ZM257 233H255V234H257ZM68 234H66V236L68 235ZM51 235V234H50ZM64 235V234H63ZM235 235V234H234ZM42 236L43 235H41V240H43L42 239ZM54 236V235H53ZM52 236V237H53ZM86 236V235H85ZM84 236V237H85ZM176 236V235H175ZM46 237H48V236H46ZM45 237V238H46ZM89 237V236H88ZM136 237V236H135ZM134 237V238H135ZM166 237V236H165ZM164 237V238H165ZM210 237V236H209ZM221 237V236H220ZM224 237V236H223ZM222 237V238H223ZM233 237V236H232ZM236 237V236H235ZM38 238H39V236H38ZM49 238V237H48ZM51 238V237H50ZM55 238V237H54ZM57 238V237H56ZM69 238V237H68ZM72 238V237H71ZM228 238V237H227ZM231 238V237H230ZM256 238H257V235H256ZM40 239V238H39ZM38 239V240H39ZM232 239V238H231ZM40 240V241H41ZM46 240V239H45ZM56 239H54V241H55ZM171 240V244H172V239H170ZM190 240V239H189ZM233 240V239H232ZM236 240H237V238H236ZM240 240V239H239ZM238 240V241H239ZM48 241V240H47ZM51 241V240H50ZM173 241H174V239H173ZM224 242H226L225 240H223ZM228 241V240H227ZM231 241V240H230ZM234 241V240H233ZM237 241V242H238ZM248 241V240H247ZM38 242V241H37ZM45 242V241H44ZM52 242V241H51ZM85 242V241H84ZM263 242V241H262ZM33 243V242H32ZM57 243V242H56ZM82 243V242H81ZM240 244H241V242H239ZM40 244V243H39ZM44 245L46 244V243H43ZM176 244H178L177 242H176ZM231 244V243H230ZM234 244V243H233ZM239 244V245H240ZM248 244H250V239H249V243ZM44 245H43V247H44ZM72 245V244H71ZM47 246H48V243H47ZM46 246V247H47ZM63 246V245H62ZM91 246V245H90ZM94 246H96V245H94ZM172 246H174V244L172 245ZM177 246V245H176ZM236 246H238V244L236 245ZM242 246V245H241ZM263 246H264V244H263ZM221 247H223V246H221ZM242 247H244V246H242ZM246 247V246H245ZM50 248H52V245H51V247ZM96 248V247H95ZM160 248V247H159ZM182 248V247H181ZM181 248H179L180 250H181ZM187 248V247H186ZM207 248V247H206ZM224 248V247H223ZM257 248V247H256ZM255 248V249H256ZM41 249H43V248H41ZM62 249H63V247H62ZM112 249V248H111ZM185 249V248H184ZM184 249H182V253L183 254H185V255H189L190 253L189 252H186V251H184ZM261 249H263V247L261 248ZM18 250V249H17ZM90 250H92V247L90 248ZM188 250V249H187ZM252 250V249H251ZM257 250V249H256ZM255 250V251H256ZM258 250H259V248H258ZM49 251V250H48ZM94 252H95V250H93ZM175 251V250H174ZM189 251V250H188ZM206 251V250H205ZM250 251V250H249ZM264 251V250H263ZM93 252V253H94ZM181 253V254H182ZM48 254V253H47ZM52 255V254H51ZM79 255V254H78ZM77 255V256H78ZM97 255H98V253H97ZM190 255H192V254H190ZM251 255H252V253H251ZM254 255V254H253ZM256 255V254H255ZM58 256V255H57ZM100 256V255H99ZM102 256V255H101ZM222 257V259L224 260V262H223V264H232L233 262H234V260L232 261L231 259L233 258H231L230 259V256H229V254H223V255H221ZM47 257V256H46ZM63 257V256H62ZM79 257V256H78ZM98 257V256H97ZM217 257V256H216ZM251 257V256H250ZM103 258V257H102ZM172 258H174V257H172ZM207 258H209V257H207ZM220 258V257H219ZM220 258V259H221ZM258 258V257H257ZM57 259H60V258H57ZM101 259V258H100ZM112 259V258H111ZM182 259V258H181ZM211 259V258H210ZM246 259H248V258H246ZM259 259H261V258H259ZM258 259V260H259ZM48 260H53V259H48ZM103 260V259H102ZM104 260H105V258H104ZM103 260V261H104ZM107 260V259H106ZM105 260V261H106ZM173 260H175V259H173ZM183 260H184V262L185 263H190L191 262V257L190 258H187V257H185V258H183ZM222 260V261H223ZM256 260V261H251V262H248V261H246V262H239L238 264H264V260ZM57 261V260H56ZM55 261V262H56ZM104 261V262H105ZM127 261V260H126ZM125 261V262H126ZM50 262V261H49ZM54 262V263H55ZM58 262V261H57ZM71 262H73V261H71ZM100 262V261H99ZM107 262H110V261H108L107 260ZM118 262H120V261H118ZM124 262V261H123ZM45 263V262H44ZM60 263V262H59ZM77 263H79L78 261H77ZM95 263V262H94ZM121 263V262H120ZM126 263H128V262H126ZM171 263V262H170ZM97 264V263H96ZM106 264H108V263H106ZM122 264V263H121ZM178 264V263H177Z\"/></svg>",
	"mask_w": 264,
	"mask_h": 264
}]
</instances>
